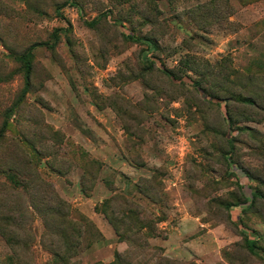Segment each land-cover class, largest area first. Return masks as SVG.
<instances>
[{
    "label": "rangeland",
    "instance_id": "1",
    "mask_svg": "<svg viewBox=\"0 0 264 264\" xmlns=\"http://www.w3.org/2000/svg\"><path fill=\"white\" fill-rule=\"evenodd\" d=\"M9 110L0 264H264V0H0Z\"/></svg>",
    "mask_w": 264,
    "mask_h": 264
},
{
    "label": "trees",
    "instance_id": "2",
    "mask_svg": "<svg viewBox=\"0 0 264 264\" xmlns=\"http://www.w3.org/2000/svg\"><path fill=\"white\" fill-rule=\"evenodd\" d=\"M67 3V2H66ZM67 5V4H66ZM98 20H94L93 22H91V25H95L97 24ZM119 25H121L123 27V25L120 23ZM124 35L126 37H133L127 30L123 31ZM40 45H45L44 43H35L33 45H31L28 49H26L21 55H19L18 60L21 62L23 69H24V87L22 90V94L21 97L19 99V102H21L24 97L26 96V94L29 92L30 87H31V77H32V73H33V50L40 46ZM149 45H151V42L149 41ZM152 47H155V45H152ZM155 63V62H154ZM160 63V62H159ZM158 67L160 70H162L165 74H167L170 79L175 82V83H180V84H189L190 86L195 87L200 94L205 97V99L211 100V101H215L219 104L224 105L225 102H227V100L225 99H221L219 97L216 96H212L209 95L205 92V90L200 86V83L198 81H196L195 79L191 78L188 75H184L182 77H177L172 71H170L166 66H164V64H158ZM243 101L248 102V103H254V101L251 98H243ZM18 102V103H19ZM17 103V104H18ZM11 115V110H9V112L6 115V118L0 128V142L1 140L4 138L7 129L9 127V118ZM233 131V130H232ZM230 144L233 145V137L232 140L230 141ZM234 166H237V164H232ZM238 167V166H237ZM262 195V194H260ZM263 196V195H262ZM264 197V196H263ZM244 230V235H245V239H246V243L250 249L251 252H253L254 254L261 256L264 260V248L257 246L254 243V237H252V234L248 233L247 228L243 229Z\"/></svg>",
    "mask_w": 264,
    "mask_h": 264
}]
</instances>
